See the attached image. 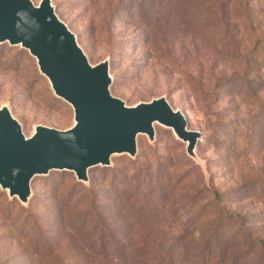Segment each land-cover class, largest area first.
Listing matches in <instances>:
<instances>
[{
    "label": "rangeland",
    "instance_id": "rangeland-1",
    "mask_svg": "<svg viewBox=\"0 0 264 264\" xmlns=\"http://www.w3.org/2000/svg\"><path fill=\"white\" fill-rule=\"evenodd\" d=\"M50 3L90 64L108 63L113 95L128 106L165 96L203 137L192 158L155 124L153 141L137 137L136 156L113 155L86 182L68 170L35 175L25 203L0 187V264H228L251 245L258 255L264 114L256 124L247 110L264 97V0ZM27 52L0 44V105L26 135L70 127L71 106Z\"/></svg>",
    "mask_w": 264,
    "mask_h": 264
},
{
    "label": "water",
    "instance_id": "water-1",
    "mask_svg": "<svg viewBox=\"0 0 264 264\" xmlns=\"http://www.w3.org/2000/svg\"><path fill=\"white\" fill-rule=\"evenodd\" d=\"M19 46L35 59L52 93L72 108L66 129L38 124L26 135L9 107H0V187L22 203L31 194V179L51 170H68L88 181L90 167L110 165L115 154L137 155L140 134L154 140V123L171 129L195 158L203 137L165 96L128 106L112 94L108 63L91 65L74 34L54 13L50 0H0V44Z\"/></svg>",
    "mask_w": 264,
    "mask_h": 264
},
{
    "label": "trees",
    "instance_id": "trees-1",
    "mask_svg": "<svg viewBox=\"0 0 264 264\" xmlns=\"http://www.w3.org/2000/svg\"><path fill=\"white\" fill-rule=\"evenodd\" d=\"M248 24V29L252 30V24L250 22H247ZM263 44L264 43V39L260 40L258 42V44ZM256 48V46H255ZM257 52H255L256 54ZM264 59V58H263ZM264 62V61H263ZM264 83H260V85H263ZM238 93V96H241L242 94H239ZM244 94V93H243ZM252 98V96H250ZM258 110L256 112V108H254V110L252 111V105L253 103H248V105L250 106L249 110H247V113L249 114V117H248V121L250 120V117L254 118L256 120V124H257V118L259 117V115H262L264 114V97L260 98L258 101ZM247 104V103H246ZM243 124V121L242 123ZM112 181L114 182L115 179L113 178ZM229 218H232V217H229ZM102 219H98L97 220V223L101 222ZM239 220H242V219H239ZM103 221V220H102ZM104 222V221H103ZM75 224L74 222H71V225L72 227L74 228L75 227ZM102 224V222H101ZM100 224V225H101ZM85 225H86V222L85 221H81V223L79 224V226L77 228V231H81L85 228ZM243 228L241 227L239 230L241 231ZM88 232L90 233H97V227L96 226H93L92 228H90L88 230ZM85 233V232H84ZM86 234V233H85ZM264 245V244H263ZM207 247L209 248H212V244H208L206 245ZM88 249V247H86ZM261 251L259 252L258 255H256L254 258H251L250 255L254 253V250L252 248V245L249 246V251L248 252H245V257L243 260L241 258L239 259H236L234 258V260H232L231 262H229L228 264H264V246H261ZM221 262H215V264H225L227 261L225 260V258H220ZM203 264V263H202Z\"/></svg>",
    "mask_w": 264,
    "mask_h": 264
},
{
    "label": "bare ground",
    "instance_id": "bare-ground-1",
    "mask_svg": "<svg viewBox=\"0 0 264 264\" xmlns=\"http://www.w3.org/2000/svg\"><path fill=\"white\" fill-rule=\"evenodd\" d=\"M2 105V104H1ZM1 105H0V107H1ZM155 124H157V122H155L153 125H154V128H155ZM6 191H8V189H5Z\"/></svg>",
    "mask_w": 264,
    "mask_h": 264
}]
</instances>
